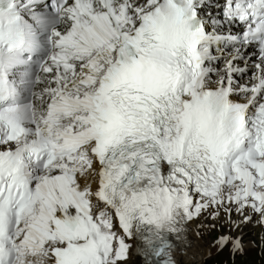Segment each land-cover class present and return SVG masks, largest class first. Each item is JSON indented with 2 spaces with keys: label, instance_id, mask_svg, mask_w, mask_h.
I'll list each match as a JSON object with an SVG mask.
<instances>
[{
  "label": "snow or ice",
  "instance_id": "6c2138e0",
  "mask_svg": "<svg viewBox=\"0 0 264 264\" xmlns=\"http://www.w3.org/2000/svg\"><path fill=\"white\" fill-rule=\"evenodd\" d=\"M196 220L264 251V0H0V264H183Z\"/></svg>",
  "mask_w": 264,
  "mask_h": 264
},
{
  "label": "rangeland",
  "instance_id": "374dc122",
  "mask_svg": "<svg viewBox=\"0 0 264 264\" xmlns=\"http://www.w3.org/2000/svg\"><path fill=\"white\" fill-rule=\"evenodd\" d=\"M244 233H247V237L244 236V241L243 242H258V238L261 234L260 229L255 227L254 225H248L246 228L243 229ZM214 234L212 235V233L210 232L208 235V238L202 233V240H199V247H202L203 249H205L206 247L210 246L209 244L211 243V241L214 239V237H216L217 231L213 232ZM201 238V236H200ZM202 241V243L200 242ZM202 244V245H201ZM214 255V254H213ZM247 255L249 256V258L255 263L257 264L259 259L257 256V253L255 251H250L247 252ZM264 257V255L262 256ZM131 258V256H130ZM228 258H229V254L228 251L225 250L223 253L217 254L211 264H226L228 262ZM133 259V258H132ZM209 259V258H208ZM183 262V264H193L190 263L187 260H181ZM128 264H132V260L129 259ZM133 264H134V259H133ZM232 264H252L249 260L246 259H242L240 261H236Z\"/></svg>",
  "mask_w": 264,
  "mask_h": 264
},
{
  "label": "bare ground",
  "instance_id": "6f19581e",
  "mask_svg": "<svg viewBox=\"0 0 264 264\" xmlns=\"http://www.w3.org/2000/svg\"><path fill=\"white\" fill-rule=\"evenodd\" d=\"M189 227L192 229L191 232V249L186 250V245L183 247L181 253L178 256L179 260H187L190 263L193 264H202L204 261V258L207 255H212L215 251L214 248H210L209 246L203 249L202 247H199L198 241L201 240L200 234L197 235V227L195 225V221L189 225ZM131 258L134 259V264H143V262L139 259L138 255H131Z\"/></svg>",
  "mask_w": 264,
  "mask_h": 264
}]
</instances>
